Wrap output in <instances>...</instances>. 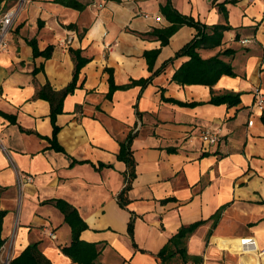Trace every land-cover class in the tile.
Wrapping results in <instances>:
<instances>
[{
  "label": "crops",
  "instance_id": "0c3cea01",
  "mask_svg": "<svg viewBox=\"0 0 264 264\" xmlns=\"http://www.w3.org/2000/svg\"><path fill=\"white\" fill-rule=\"evenodd\" d=\"M77 1L82 10L55 0L0 3V16L20 7L0 54V210L7 212L2 237L11 261L38 243L52 264H77L63 253L72 243L56 206L63 201L87 224L81 240L97 245L101 264H160L169 240L201 221L183 243L186 256L165 264H264V111L252 114L255 93H264V0ZM168 1L203 25L231 27L221 47L200 54L236 51L223 58L235 77L213 87L172 81L189 60L175 56L197 30L183 26L161 47L152 33L172 26L163 13ZM246 39L253 42L242 45ZM31 41L40 51L52 46V57H34ZM159 48L150 71L144 54ZM70 49L89 63L53 122L51 102L38 94L45 88L54 100L72 83ZM109 70L117 86L153 79L109 98ZM226 92L243 93L241 103H208ZM207 129L219 132L218 145L201 140ZM130 135L137 176L124 209L118 197L127 166L117 155Z\"/></svg>",
  "mask_w": 264,
  "mask_h": 264
},
{
  "label": "trees",
  "instance_id": "16d2710c",
  "mask_svg": "<svg viewBox=\"0 0 264 264\" xmlns=\"http://www.w3.org/2000/svg\"><path fill=\"white\" fill-rule=\"evenodd\" d=\"M57 3L72 8L75 10H82L84 5L77 0H55ZM120 1V0H116ZM235 3L234 0H227L226 3ZM1 3V0H0ZM221 10L224 7L221 6ZM163 13L167 20L172 23L171 27L155 30L152 35L156 36L161 42V47H165L169 44L170 38L183 26L193 27L197 30V35L191 42L185 45L175 56V59L186 57L189 60L185 62L173 75L172 81L180 85H203L213 87L223 76L235 77L233 66L231 63L226 62L223 58L233 57L236 51L232 49L225 50L222 53L217 54L215 57L204 59L200 51L201 50H214L222 46L225 33L231 30L227 24H219L214 26L203 25L195 21L192 17L183 16L172 8L170 1L163 7ZM74 29V26H69ZM30 45L33 48L34 57H44L50 59L53 53V47H48L45 51H40L37 43L31 41ZM70 53L75 62V71L72 83L62 93L58 94V98L54 100L50 98L48 94L42 90L38 97L47 99L52 105V120L55 121V117L62 111V104L64 98L76 90L78 87L79 75L81 70L89 63V60L82 56L81 50L70 49ZM161 53V48L145 52L144 57L149 65V70H153V66ZM174 60V59H173ZM173 60L166 62L163 67H166ZM109 76V94L111 98L113 93L117 90H127L134 86H141L145 88L153 79H141L139 81H132L130 84L117 86L115 84L114 74L111 70L108 71ZM157 73V72H156ZM155 73V74H156ZM154 74V75H155ZM243 93L226 92L222 95L213 94V97L208 102L213 105H227L228 107H235L241 103V97ZM189 106H194L190 104ZM59 128L54 126L53 133V146L56 147L57 134ZM134 136L130 135L127 140L121 144V149L117 155V158L123 161L127 166L126 176L127 182L124 191L119 195L118 202L124 209L129 205L128 192L130 191L133 181L136 179V161L134 158L132 145ZM57 149H60L58 147ZM56 206L61 210L65 216V222L70 226L72 230V243L70 246L63 248V253L69 256L74 263L77 264H101L99 257L101 251L97 248L96 244L87 243L81 240V234L88 229L87 224L79 215L78 211L63 201H57ZM221 211L215 216V222L219 219ZM7 216L6 211L0 210V248L4 245L5 241L2 237L3 223ZM206 221L197 222L189 227L182 228L177 235L169 240L167 245L158 254V258L161 260L160 264H165L168 259H171L178 254L180 256H186V250L183 247V243L187 240L198 228L205 225ZM128 232L131 238L134 237V216L129 223ZM0 264L1 261H0ZM10 264H52L45 255L41 252L38 243L29 245L18 257L14 258Z\"/></svg>",
  "mask_w": 264,
  "mask_h": 264
},
{
  "label": "built area",
  "instance_id": "2783aa9c",
  "mask_svg": "<svg viewBox=\"0 0 264 264\" xmlns=\"http://www.w3.org/2000/svg\"><path fill=\"white\" fill-rule=\"evenodd\" d=\"M24 1V0H23ZM22 5V4H21ZM18 7L15 11H7L4 15L0 16V54L6 52L9 48V37L13 29L15 18L18 14ZM157 22H162L161 17L156 18ZM252 39H246L241 41L242 45H248L252 43ZM255 102L253 104L252 114L254 115L256 111L263 112L264 111V93L261 91H257L255 93ZM254 124V120L251 118L249 120V126L251 127ZM201 140L206 143L208 146H215L221 141V136L219 132L213 131L211 129H207L201 133ZM31 182V179H30ZM47 235L50 239L56 240L57 235L52 230H47ZM7 249L3 245L0 248V261L2 264H10L11 255L6 253Z\"/></svg>",
  "mask_w": 264,
  "mask_h": 264
},
{
  "label": "rangeland",
  "instance_id": "374dc122",
  "mask_svg": "<svg viewBox=\"0 0 264 264\" xmlns=\"http://www.w3.org/2000/svg\"><path fill=\"white\" fill-rule=\"evenodd\" d=\"M178 259H181V257L179 256V257H178ZM179 261H180V260H179ZM177 264H180V262H179V263H177Z\"/></svg>",
  "mask_w": 264,
  "mask_h": 264
}]
</instances>
